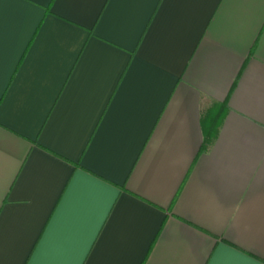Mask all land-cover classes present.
<instances>
[{"label":"crops","instance_id":"1","mask_svg":"<svg viewBox=\"0 0 264 264\" xmlns=\"http://www.w3.org/2000/svg\"><path fill=\"white\" fill-rule=\"evenodd\" d=\"M0 264H264V0H0Z\"/></svg>","mask_w":264,"mask_h":264},{"label":"trees","instance_id":"2","mask_svg":"<svg viewBox=\"0 0 264 264\" xmlns=\"http://www.w3.org/2000/svg\"><path fill=\"white\" fill-rule=\"evenodd\" d=\"M213 138V135H209L207 136V133H205V137H204V146H206Z\"/></svg>","mask_w":264,"mask_h":264}]
</instances>
